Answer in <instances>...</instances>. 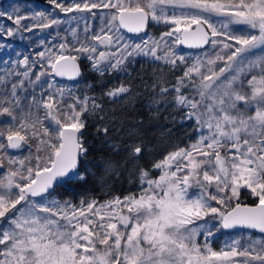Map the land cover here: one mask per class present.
Returning a JSON list of instances; mask_svg holds the SVG:
<instances>
[{
	"label": "snow or ice",
	"instance_id": "1",
	"mask_svg": "<svg viewBox=\"0 0 264 264\" xmlns=\"http://www.w3.org/2000/svg\"><path fill=\"white\" fill-rule=\"evenodd\" d=\"M50 3L73 15L0 10V41L55 28L31 58L0 42L7 52L0 56V264H264V237L241 233L219 251L211 246L213 229L264 234V0ZM62 24L69 25L64 35ZM153 25L165 27L159 37L149 35ZM81 57L101 77L127 75L139 57L179 72L175 83L151 85L146 107L177 109L181 126L192 122L195 141L140 166L150 155L143 121L117 126V115L89 94L93 85L80 87ZM105 87L114 103H132L129 85ZM89 118L99 121L102 144L121 157L105 159L103 172L118 176L132 164L138 193L79 205L52 198L60 184L86 182L78 167L89 152ZM245 194L254 206L240 202Z\"/></svg>",
	"mask_w": 264,
	"mask_h": 264
},
{
	"label": "trees",
	"instance_id": "2",
	"mask_svg": "<svg viewBox=\"0 0 264 264\" xmlns=\"http://www.w3.org/2000/svg\"><path fill=\"white\" fill-rule=\"evenodd\" d=\"M14 1L16 5H19L21 12L25 11V6H30L33 10H47L48 12L54 13L60 19H68L73 13L67 15L61 13L59 9H55L50 3V0H2L1 3H10ZM65 4L70 3V0H63ZM4 10V8H2ZM31 15V12H27ZM80 15V14H76ZM5 23L11 24V21ZM25 24L30 21H24ZM90 23H92L90 21ZM71 26L75 27V22H71ZM61 35H64V29L69 27L68 24H62L58 26ZM82 28L83 25L81 24ZM93 27L98 29V22L93 24ZM165 30L163 25H153L148 29L149 35L153 37H159V35ZM50 34L55 35V28L53 29H34L33 32L22 33L24 39L21 40L19 36L9 38L6 41H0L2 43L11 44L12 47L25 54L29 55L30 58L38 51L43 50L42 47L38 46L40 39H45L48 42ZM126 37L136 38V35L125 33ZM141 36L143 33L140 34ZM59 43V40L54 41ZM138 42V40H137ZM177 51L183 52H196V49H187L180 46ZM7 52L0 50V56H6ZM16 57L13 55L12 57ZM82 75L78 78L80 81V87L82 88L85 83L93 85V89L89 92L90 95L96 96L103 102L105 113H115L118 117L116 121L117 126L124 129L131 128L138 122L143 121V127L140 131L143 133L146 142L149 143L150 147L144 160L140 162L142 167H150L153 160L162 158L163 154L173 150L175 147H185L189 143L194 142L196 138V132L192 124L188 121L181 126L178 121L181 119L182 113L171 106H160L159 111L150 110L146 105L151 104L152 92L151 85L161 80L167 81L168 84L175 83L176 76L179 72L172 73L165 70H161L157 65L149 62L147 58L139 57L128 67V74L114 73L112 75H105L101 77L95 73L91 67L89 61L81 57ZM61 84L72 85L75 81L57 79ZM121 83L127 84L132 89L133 101L129 103L127 100H121L119 102H113L103 95L107 88L119 86ZM103 115V114H102ZM3 119V118H0ZM174 120L176 122H174ZM105 123H109L105 121ZM89 127L84 135V141L89 149L88 155L81 157V162L78 167V171L84 173L86 182H72L70 184L58 185L54 192L53 197L60 200L61 202L70 201L74 205H79L81 199H92L95 198L101 202L111 199L113 196H124L130 193H138V179L134 174V166L132 164L126 165L125 169L118 175L112 176L105 174L101 168L105 159L113 157L107 148L102 144L101 137L97 133V127L100 126L99 121L89 118ZM118 134L113 131L112 136L116 137ZM122 135V134H120ZM123 138H127L126 136ZM25 154H27L25 152ZM116 160H120L121 157H113ZM156 175V173H153ZM241 203L253 204V198L245 195L241 196ZM224 230L219 229L218 234L212 238L211 246L216 248L219 243V239L226 237L232 232H240L251 235L252 237H264L263 234L245 230Z\"/></svg>",
	"mask_w": 264,
	"mask_h": 264
},
{
	"label": "rangeland",
	"instance_id": "3",
	"mask_svg": "<svg viewBox=\"0 0 264 264\" xmlns=\"http://www.w3.org/2000/svg\"><path fill=\"white\" fill-rule=\"evenodd\" d=\"M2 0H0V10H2V8L7 9L8 11H11V7L12 6H15L16 4L14 3V1H10V3H1ZM234 27H242V26H234ZM258 51V50H257ZM3 170H0V173H2ZM209 227H211V224L209 225ZM219 230V229H218ZM218 230L217 229H213L215 235L218 234ZM235 231H240V230H235ZM232 232L230 233L229 235H227L226 237L224 238H221L219 239V243H218V246H216V248H213V250H216V251H219L220 248L224 245L225 241L226 240H231L233 238H240V232ZM244 234V238L247 239L248 237V234L246 233H243ZM253 238H260V237H253ZM201 243H203V239L201 238L200 240Z\"/></svg>",
	"mask_w": 264,
	"mask_h": 264
},
{
	"label": "water",
	"instance_id": "4",
	"mask_svg": "<svg viewBox=\"0 0 264 264\" xmlns=\"http://www.w3.org/2000/svg\"><path fill=\"white\" fill-rule=\"evenodd\" d=\"M125 33H126V30H125ZM128 34H132V35H136V34H133V33H128ZM184 47V46H183ZM79 64H80V70H81V73H82V65H81V62L79 60ZM57 79H64V80H68L67 78H57ZM78 79V78H77ZM242 204H247V203H242ZM249 206H254V203L253 204H247ZM237 229H240V228H237ZM237 229H228V231H231V230H237ZM225 230V229H224ZM245 230H251V231H254V232H257L259 233L257 230H254V229H245ZM262 234V233H260ZM264 235V234H263Z\"/></svg>",
	"mask_w": 264,
	"mask_h": 264
}]
</instances>
